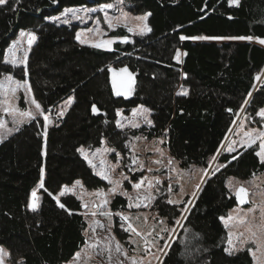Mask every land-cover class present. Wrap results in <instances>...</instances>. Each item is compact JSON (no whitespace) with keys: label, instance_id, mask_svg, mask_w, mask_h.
<instances>
[{"label":"trees","instance_id":"1","mask_svg":"<svg viewBox=\"0 0 264 264\" xmlns=\"http://www.w3.org/2000/svg\"><path fill=\"white\" fill-rule=\"evenodd\" d=\"M110 1L8 0L0 5V77L26 80L44 113L73 100L46 128L36 116L0 141V246L11 264L68 263L86 243L87 224L74 195L56 196L77 180L89 189L107 185L79 147L94 148L103 140L126 155L128 139L164 136L180 167L207 169L213 158L215 163L159 264H251L248 252L225 251L220 218L237 204L226 179L249 180L264 173V163L256 146L233 152L221 147L241 112L254 117L264 105V47L236 39H190L264 40V0H239L238 5L230 0H124L133 13H151V31L118 42L111 51L78 43L74 25L51 20L67 7ZM20 31L36 39L26 65L13 66L4 62V53ZM118 35L128 34L120 29ZM179 49L185 53L182 63L175 61ZM120 69L132 77V93L123 96L112 86L111 70ZM137 106L150 111V126L121 128L118 113L127 115ZM34 191L35 210L30 207ZM126 206L127 200L116 195L109 209L122 212ZM154 208L173 228L185 206L158 198ZM123 226L114 216L112 230L121 242L128 235Z\"/></svg>","mask_w":264,"mask_h":264},{"label":"rangeland","instance_id":"2","mask_svg":"<svg viewBox=\"0 0 264 264\" xmlns=\"http://www.w3.org/2000/svg\"><path fill=\"white\" fill-rule=\"evenodd\" d=\"M106 4H112L113 7L102 8ZM69 8L77 10L75 15L71 12L65 13V9ZM84 9H96V11H84ZM146 13H133L126 1L112 0L93 6L67 7L52 16L51 20L61 24L74 25L75 40L78 43L111 51L118 42H131L136 36L150 33L151 30H147L150 29L149 16L146 20L139 19ZM77 16L80 19H77ZM109 21H111V26ZM120 29L128 34L127 37L118 35ZM129 29L132 30L129 31ZM30 34L36 39V36L30 31H20L12 39L5 50L4 62L13 66L26 65L28 52L35 41L34 39L31 44L29 43ZM190 40L198 42L202 39L191 38ZM107 41H112V43L104 46ZM204 41L223 43L227 40L208 39ZM236 41L255 42L264 47V44L259 42L260 39H236ZM97 45L102 46L97 47ZM10 50H14V63ZM184 55L183 49L177 50L175 61L182 63ZM124 70H111V74L113 76L119 72H127ZM8 77H11V80ZM131 86L132 77L126 94L132 93ZM33 100L35 101L26 80H18L11 74L1 75L0 141L36 116L42 117L46 128L57 118L63 117L73 102L72 98H68L44 113L41 108L37 109V102L33 103ZM261 109H264V105L254 117L243 115L241 112L221 149L225 148L226 151L233 152L242 147H250L249 140L255 139L259 132L264 131V116L258 114ZM45 117L48 118L47 121H45ZM149 122H151L150 111L144 106L133 108L127 115L118 113L117 123L123 129L149 127ZM260 143L261 140L256 139V142L251 146H256L258 152ZM126 145L128 150L126 155L109 147L103 140L99 146L94 148L79 147L80 155L90 165L93 173L103 179L107 185L99 189H89L80 181L77 183V180L64 186L56 196L74 195L81 203L82 214L87 224L84 231L85 245L66 264H132L133 260L137 264H159L198 192L197 185L201 186L215 163V159H212L207 169L180 167L178 160L170 156L164 136L151 139L135 136L128 139ZM134 159L136 163H133ZM204 170L207 171V174ZM98 173H102L108 178L104 179L103 175H98ZM134 176H137L136 179H133ZM157 181L160 182L157 183ZM136 183H140L139 188L133 187ZM226 185L235 196L237 204L220 218L226 231L225 251L228 253L229 251L232 253L246 251L251 258V264H264V247H258L253 242L252 233L249 231L250 228L252 231H256L255 239L264 245V231L255 227L264 225V216H262L264 213V173L256 174L246 181L228 177ZM241 187L247 191V202L244 204H240L236 197V192ZM116 195L124 197L127 200V206L122 212L112 213L109 205ZM158 198H164L167 202L169 200L177 201L174 204L185 206L183 216L173 228H168L165 221L157 214L154 202ZM36 200L37 195L35 203ZM33 201L34 198L31 195V202L33 203ZM105 201L107 202L105 203ZM104 213H108V215ZM230 215L231 219H229ZM114 216L123 221V227L128 232L124 242H121L112 230ZM122 217H128V219L124 220ZM129 224L137 230L139 235L129 230ZM229 240H231V244ZM244 241L247 243H242ZM117 244L121 246L120 251H117ZM0 249L4 251L2 264H11L7 249L2 246ZM249 249L252 251L250 252ZM78 253L79 256H77ZM252 253H255V259H253ZM16 264L23 263L19 260Z\"/></svg>","mask_w":264,"mask_h":264},{"label":"snow or ice","instance_id":"3","mask_svg":"<svg viewBox=\"0 0 264 264\" xmlns=\"http://www.w3.org/2000/svg\"><path fill=\"white\" fill-rule=\"evenodd\" d=\"M17 2H18V0H17ZM8 3V0H0V5H5V4H7ZM230 3H232V4H236V5H238L239 4V0H230ZM111 7H113V5L112 4H106V5H103L102 6V8H111ZM76 9H71V8H69V9H65V13H69V12H71V13H73V15H75V13H76ZM84 11H96V9H84ZM149 15H151V13H146L145 14V16L144 17H140L139 19H142V20H146L147 19V16H149ZM77 19H80V17H76ZM65 22H67V21H65ZM109 25L111 26V21H109ZM132 29H129V31H131ZM148 31H150V29H147ZM22 35H23V33H22ZM77 38L79 39V35L77 36ZM35 39V37L34 36H31V34H30V40H29V43L31 44V42L33 41ZM181 39H186V37H181ZM193 39H202V40H208V39H248V40H251V39H253L252 37H207V36H201V37H195V38H193ZM260 43H262V44H264V40H260L259 41ZM112 43V41H107V42H105V45L104 46H106V45H110ZM99 46H102V45H97V47H99ZM11 51V53H12V55H13V63L15 62V58H14V50H10ZM124 71H127L126 69L124 70ZM259 78V77H258ZM8 79L9 80H11V77H8ZM117 95H120L121 93H120V91L118 90L117 91V93H116ZM33 103H36L34 100H33ZM36 107H37V109H39L40 108V105L38 104V103H36ZM93 110L94 111H96V109H95V106H93ZM259 115H261V116H264V109H261V111L258 113ZM28 115H30V113H28ZM47 117H45V121H47ZM150 123V122H149ZM133 126H136V125H133ZM250 135V134H249ZM256 139H259V140H261V143H260V151H258L257 153H256V155L258 156V157H260V160H261V163H264V131H261V132H259L258 134H257V136H256V138L255 139H250L249 140V146H251V144H253V143H255L256 142ZM82 151V150H81ZM86 159H87V157H85ZM234 159H235V157H233ZM214 159V158H213ZM157 162H159V161H157ZM171 162V161H170ZM89 163H91V161H89ZM133 163H136V160L134 159L133 160ZM218 170V169H217ZM205 171V174H207V171L206 170H204ZM98 175H103L102 173H98ZM103 178L104 179H107L108 177L106 176V175H103ZM125 179H127V177H125ZM160 181H157V183H159ZM77 183H79V181H77ZM42 186V185H41ZM133 187H135V188H139L140 187V183H136V184H134L133 185ZM170 188H171V186H170ZM197 188H199V185H197ZM113 191H115V189H113ZM193 195H195V193H193ZM32 196H33V198H34V201H33V203L30 205V207L33 209V210H35L36 209V207H37V205H36V203H35V198H36V193H35V191L32 193ZM236 197H237V200H238V202L240 203V204H244V203H246L247 202V191H246V189H244L243 187H241L237 192H236ZM107 201H105V203H106ZM168 203H177V201H172V200H169L168 201ZM130 207H131V205H129ZM138 206V205H137ZM60 207H64V205L63 204H61L60 205ZM251 211V210H250ZM93 214H95V213H93ZM105 215H108V213H104ZM262 216H264V213H262ZM124 220H127L128 219V217H122ZM232 217H231V215L229 216V219H231ZM223 219V218H222ZM256 228H258V229H260L261 231H264V225H256L255 226ZM129 230L131 231V232H133V233H135V234H137V235H139V233L137 232V230L134 228V227H132V225L131 224H129ZM249 231H251V233H252V238H253V242L254 243H256L257 244V246L258 247H264V245H262L261 243H260V241L259 240H257V239H255L256 237H257V232L256 231H252V229L250 228L249 229ZM229 243L231 244V240H229ZM242 243H247V241H244V242H242ZM117 251H120L121 250V246L119 245V244H117ZM146 251L148 250L147 248L145 249ZM249 251L251 252L252 250L251 249H249ZM4 254V251H3V249H0V264H2V255ZM229 254L231 255L232 254V252L231 251H229ZM125 255H126V253H125ZM252 255H253V259H255L256 257H255V253H252ZM77 256H79V253L77 254ZM132 264H137V262L135 261V260H133L132 261Z\"/></svg>","mask_w":264,"mask_h":264},{"label":"water","instance_id":"4","mask_svg":"<svg viewBox=\"0 0 264 264\" xmlns=\"http://www.w3.org/2000/svg\"><path fill=\"white\" fill-rule=\"evenodd\" d=\"M130 82H131V76L127 72H119L112 76L113 89L115 93H117V91L119 90L121 93L120 96H123L127 93Z\"/></svg>","mask_w":264,"mask_h":264}]
</instances>
